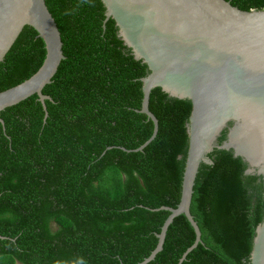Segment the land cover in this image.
Instances as JSON below:
<instances>
[{"label":"trees","instance_id":"obj_1","mask_svg":"<svg viewBox=\"0 0 264 264\" xmlns=\"http://www.w3.org/2000/svg\"><path fill=\"white\" fill-rule=\"evenodd\" d=\"M226 1L264 10V0ZM46 4L66 60L43 91L52 98L46 121L37 95L0 114V264H139L170 216L160 209H176L181 200L192 104L153 90L158 134L134 152L154 132L137 112L147 66L118 37L116 22L105 24L101 0ZM45 58L44 41L25 27L0 63V93L31 78ZM209 157L214 163L201 165L191 206L202 243L183 264H250L264 219V182L247 176L232 152ZM195 241L180 216L149 264H179Z\"/></svg>","mask_w":264,"mask_h":264},{"label":"water","instance_id":"obj_2","mask_svg":"<svg viewBox=\"0 0 264 264\" xmlns=\"http://www.w3.org/2000/svg\"><path fill=\"white\" fill-rule=\"evenodd\" d=\"M101 1L105 24L110 19L116 22L118 37L149 72L141 79L144 97L137 112L153 122L154 132L134 152L143 151L158 134L159 121L149 109L153 90L192 104L181 200L176 209H160L170 216L157 235L156 249L139 263L156 259L169 227L185 216L196 241L182 256L179 264H183L202 243L191 206L201 165L214 163L209 155L215 150L232 152L246 164L247 176L264 182V10L242 11L226 0ZM25 27L36 30L44 41L46 58L31 78L0 93V114L37 95L46 121V101L52 98L43 91L66 60L61 32L46 0H0V63ZM0 122L4 125L1 118ZM226 130L227 138L220 145ZM250 264H264V219L256 229Z\"/></svg>","mask_w":264,"mask_h":264},{"label":"rangeland","instance_id":"obj_3","mask_svg":"<svg viewBox=\"0 0 264 264\" xmlns=\"http://www.w3.org/2000/svg\"><path fill=\"white\" fill-rule=\"evenodd\" d=\"M19 264V263H18Z\"/></svg>","mask_w":264,"mask_h":264}]
</instances>
